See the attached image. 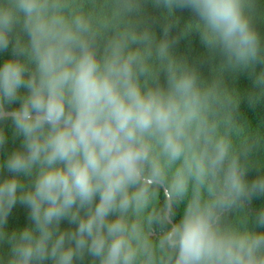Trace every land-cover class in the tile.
<instances>
[{"label":"clouds","instance_id":"1","mask_svg":"<svg viewBox=\"0 0 264 264\" xmlns=\"http://www.w3.org/2000/svg\"><path fill=\"white\" fill-rule=\"evenodd\" d=\"M145 2L0 0V122L22 138L0 164V264H264V174L246 178L264 131L222 77L264 65L256 0H151L159 39ZM177 8L222 58L210 81L171 50ZM253 84L250 104L264 71ZM17 203L32 226L9 233Z\"/></svg>","mask_w":264,"mask_h":264},{"label":"trees","instance_id":"2","mask_svg":"<svg viewBox=\"0 0 264 264\" xmlns=\"http://www.w3.org/2000/svg\"><path fill=\"white\" fill-rule=\"evenodd\" d=\"M166 9L163 7H155L151 0H146L144 7V16L147 23L150 25L153 31H155L157 38L163 36V26L166 23L164 19V13ZM175 18L178 23H174L170 30V38H175L177 43L172 47V52L179 58H186L189 64L193 65L199 71L201 78L210 81L213 78L215 71L219 70V65L222 58L217 54L215 56L210 55L200 40L198 32H191L188 35H182V30L186 23L194 21L196 18L190 9L184 8L175 9ZM253 26L261 37V47L264 48V0H256V8L253 20ZM14 58L11 53V47L7 51H0V63L5 59ZM264 71V65L256 63L254 65V71L243 70L237 73H232L225 70L222 73L224 84L230 90H234L239 98L238 119L252 128L259 127L261 131H264V97L255 104L249 103V94L258 92V89L254 87L253 80L255 74ZM161 83H165V76L161 73ZM26 89H21V93L24 94ZM18 107V105H13ZM0 127H3L8 140L3 148H0V164L7 158V155L12 151L19 149L21 144L20 137L13 138V128L11 121L0 122ZM254 159L264 164V150L257 152ZM264 174V168L257 171L255 168L249 170L246 178L251 180L257 175ZM12 173H9L6 169H0V181L5 178H9ZM23 179V177H21ZM27 182V181H26ZM264 205V197L254 199L253 210L258 211L259 208ZM29 210L26 206L17 203L12 209L8 222L5 225V230L11 233L13 230L19 231L27 226H32V222L28 219ZM74 228L75 225H69L67 221H62L61 229ZM257 231H264V229L257 228ZM9 245L7 243H0V256L7 258L9 254ZM91 258L86 257L83 262L76 261L75 264H89ZM46 264H51L50 261Z\"/></svg>","mask_w":264,"mask_h":264}]
</instances>
